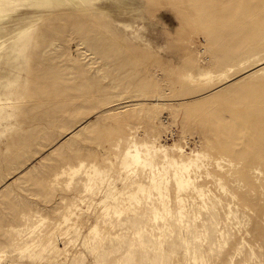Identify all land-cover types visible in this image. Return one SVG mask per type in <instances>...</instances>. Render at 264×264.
<instances>
[{"label": "rangeland", "instance_id": "rangeland-1", "mask_svg": "<svg viewBox=\"0 0 264 264\" xmlns=\"http://www.w3.org/2000/svg\"><path fill=\"white\" fill-rule=\"evenodd\" d=\"M100 1L0 0V264H264V0ZM134 142L155 168L123 167Z\"/></svg>", "mask_w": 264, "mask_h": 264}, {"label": "bare ground", "instance_id": "bare-ground-1", "mask_svg": "<svg viewBox=\"0 0 264 264\" xmlns=\"http://www.w3.org/2000/svg\"><path fill=\"white\" fill-rule=\"evenodd\" d=\"M51 1V0H50ZM56 3L55 4H52L51 7L52 8H55V9H60V8H64L66 7V9H69V10H76V11H79V15H84V9L87 8V7H98V6H107L108 3H106L105 1H100V0H81V1H78V0H68V1H64V0H55ZM94 1V2H93ZM177 1V0H176ZM182 1V2H180ZM185 1H190V0H179L180 3H183ZM203 1V0H202ZM46 4H49V0H47ZM204 8V7H203ZM226 10V9H225ZM224 10V11H225ZM228 10V9H227ZM97 20H100V19H97ZM218 23H216L217 25ZM205 24H203L204 26ZM211 25V24H210ZM215 25V24H214ZM206 26V25H205ZM212 26V25H211ZM213 28V27H212ZM215 28V27H214ZM213 28V29H214ZM212 30V29H211ZM211 38L213 40H215L217 38V34L215 32H213L211 34ZM60 93V92H59ZM61 95L63 94L60 93ZM195 114H198V112L196 113H192V114H187L186 116V119L188 120V118H191L192 116H194ZM197 116V115H196ZM204 117V116H203ZM199 118V117H198ZM205 119V118H204ZM213 119L214 121L216 120V122H214L211 126L207 127L206 129L208 130L205 131L209 137L208 139V144H209V148H214L215 146L219 145V148L221 147V149H225L226 150V147L224 144H226L228 142V140H226V138L221 135V133L224 134V132H221L219 130L218 132V128H222L224 126H226V124H228L229 128L231 127H234V124L233 123H228L226 121H223V120H219V117L216 113H213ZM221 119V118H220ZM198 120V119H197ZM218 120V121H217ZM189 121V120H188ZM199 122H201L199 120ZM202 122H203V118H202ZM218 122V123H217ZM206 123V122H205ZM201 125L204 124V123H200ZM209 124V123H208ZM224 125V126H223ZM203 126V125H202ZM228 126H226L228 128ZM206 127V126H205ZM228 128V129H229ZM225 129V128H223ZM222 129V130H223ZM227 129V132L230 130ZM238 132V131H237ZM238 134V133H237ZM233 135V134H232ZM235 135V134H234ZM233 139V138H231ZM150 145H153V144H150ZM153 146H149L147 143H145L144 145H140V144H137L136 142H134L128 149H126V151L124 152V157L122 159V165L123 167L127 170V171H132L133 168H136L140 165H143L144 167H148L150 169H153L155 168L154 166V163H153V160H150L151 158H149L148 156L151 154V150H154L155 149L153 148ZM144 148L147 149V152H144ZM216 150V149H215ZM219 150V149H218ZM182 151H184L183 149H181V153ZM228 151V150H226ZM200 155V154H199ZM198 155V156H199ZM201 156V155H200ZM200 156L198 158H200ZM204 158V156H202ZM201 157V161H202V158ZM197 157H195V159H192L190 158L188 161H185L183 158L181 159V163H179L177 160H171L170 163H169V166L171 168L174 169V181H175V184L176 186L178 187L179 189V192L181 191H186L188 188H193L194 190H196L199 194L203 191L202 189V185L201 184H198V175H196L195 173V177L192 176V170H194L195 168H198L203 164H199L197 163V160L199 161V159H196ZM200 162V161H199ZM203 162V161H202ZM218 162V161H217ZM203 166V165H202ZM85 167V164L81 163L80 166L78 167H73V168H70V170L68 171H64L65 175H74L72 176V179L73 180L75 178L76 175H79V173L81 172V170ZM99 167L96 166V165H92L90 166V171L91 173L90 174H97L99 172ZM72 171V172H71ZM168 171L166 170V168L164 167L163 168V171H160L158 170V175L156 173H153V176H152V179H151V183L149 185L145 184V183H138L136 185V188L134 189H131L129 192H128V198H129V202L132 204L133 201L137 202V203H140L141 201L138 200V196L140 194H145V193H148L149 195L152 194V191L156 192L158 195H160L162 198H164V195H163V192H164V189H167V186L169 185L170 181L168 179ZM193 190V191H194ZM242 196H244V194H242ZM236 196L233 195V198H235ZM245 198V197H244ZM242 200V199H241ZM245 199H243L244 201ZM179 201L182 203L183 200L182 198H179ZM101 203H103V205L105 206V211H109L111 207H108L105 203V201H101ZM246 203V201L244 202ZM183 206V204H182ZM76 209L78 211H81L82 209L81 208H78L76 207ZM165 210L168 209L167 206L164 207ZM183 210V209H182ZM77 212H74V215H76ZM109 213V212H108ZM185 215L182 213V211H180V217L183 218ZM155 218L157 219V212L155 213ZM70 220L69 216H65L64 217V222H68ZM255 227V226H254ZM260 227V226H259ZM262 228H258V230ZM257 229H254L252 228L251 229V232L254 234L255 231ZM257 230V231H258ZM259 230V231H261ZM92 231L93 232H97V226H94L92 228ZM256 231V233H257ZM263 232V230H262ZM250 233V232H248ZM261 236V235H259ZM252 246V245H251ZM250 246V247H251ZM253 248V246L251 247ZM254 249V248H253ZM254 253V252H253ZM255 254V253H254ZM196 263H197V260H196ZM246 262L244 261V264Z\"/></svg>", "mask_w": 264, "mask_h": 264}]
</instances>
